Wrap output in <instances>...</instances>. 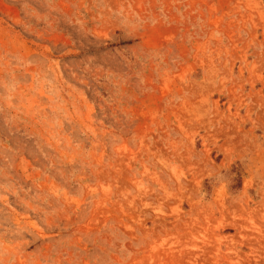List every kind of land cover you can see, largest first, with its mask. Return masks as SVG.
Wrapping results in <instances>:
<instances>
[{
	"label": "rangeland",
	"instance_id": "374dc122",
	"mask_svg": "<svg viewBox=\"0 0 264 264\" xmlns=\"http://www.w3.org/2000/svg\"><path fill=\"white\" fill-rule=\"evenodd\" d=\"M0 264H264V0H0Z\"/></svg>",
	"mask_w": 264,
	"mask_h": 264
}]
</instances>
